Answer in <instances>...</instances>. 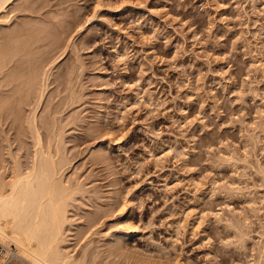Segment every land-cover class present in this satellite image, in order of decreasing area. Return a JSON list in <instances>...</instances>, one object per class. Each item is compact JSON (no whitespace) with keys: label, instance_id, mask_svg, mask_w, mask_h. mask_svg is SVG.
<instances>
[{"label":"rangeland","instance_id":"rangeland-1","mask_svg":"<svg viewBox=\"0 0 264 264\" xmlns=\"http://www.w3.org/2000/svg\"><path fill=\"white\" fill-rule=\"evenodd\" d=\"M26 8L1 25L62 20L68 30L49 82L67 71L71 88L50 83L41 112L73 94L57 114L65 178L81 184L70 248L91 242L87 264H264V0ZM4 135L0 173L26 159L14 130ZM123 201L137 231L111 250Z\"/></svg>","mask_w":264,"mask_h":264},{"label":"bare ground","instance_id":"bare-ground-1","mask_svg":"<svg viewBox=\"0 0 264 264\" xmlns=\"http://www.w3.org/2000/svg\"><path fill=\"white\" fill-rule=\"evenodd\" d=\"M15 1L0 0V135L4 132L10 141L8 133L14 130L17 148L25 150L26 159L19 158L10 171L0 173V244L28 264H87L91 242L77 241L78 247L70 248L72 239L67 234L73 224L69 211L81 184L65 178V145L57 115L72 104L73 94L60 96L41 112L50 83L59 81L64 89L71 88L67 71L58 72L49 82L62 47L55 45L65 40L68 30L62 20L1 25L14 9H27L33 2L22 0L17 6ZM106 149L99 148L95 155L103 158ZM119 208L124 218L109 232L111 250L122 249L137 231L128 217L132 204L123 201Z\"/></svg>","mask_w":264,"mask_h":264},{"label":"built area","instance_id":"built-area-1","mask_svg":"<svg viewBox=\"0 0 264 264\" xmlns=\"http://www.w3.org/2000/svg\"><path fill=\"white\" fill-rule=\"evenodd\" d=\"M16 257L14 252L5 250L4 245L0 244V264H14L13 260ZM25 264H28L25 262Z\"/></svg>","mask_w":264,"mask_h":264}]
</instances>
